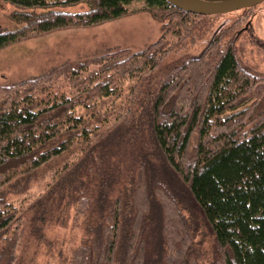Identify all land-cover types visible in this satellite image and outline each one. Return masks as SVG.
<instances>
[{
    "label": "trees",
    "instance_id": "obj_1",
    "mask_svg": "<svg viewBox=\"0 0 264 264\" xmlns=\"http://www.w3.org/2000/svg\"><path fill=\"white\" fill-rule=\"evenodd\" d=\"M3 1L20 9L11 13L19 26L0 28V48L124 16L136 2L162 33L138 51L106 52L0 89V264H26V233L36 237L64 205L81 232L64 264H199L185 239L198 226L211 237L208 264H264V89L254 93L257 79L223 39L242 17L157 81L146 120L136 117L149 74L212 15L167 0ZM79 2L88 9H53ZM17 177L24 196L13 201L2 189Z\"/></svg>",
    "mask_w": 264,
    "mask_h": 264
},
{
    "label": "rangeland",
    "instance_id": "obj_2",
    "mask_svg": "<svg viewBox=\"0 0 264 264\" xmlns=\"http://www.w3.org/2000/svg\"><path fill=\"white\" fill-rule=\"evenodd\" d=\"M141 7L140 2L132 3L129 5L132 11L124 16L93 25L56 28L1 47L0 89L42 77L55 68L106 52L128 49L130 53L147 47L161 35L162 27L161 21L154 18L148 10H140ZM53 9L74 13L87 10L88 5L86 2H79ZM18 10L20 9L15 5L0 0V28L16 29L19 25L11 18V13ZM42 11L45 10L34 9L37 13ZM237 17H242L237 25L238 29L233 34H225L223 39H232L235 57L240 66L257 79L254 93L259 94L264 89V1L249 7L245 12L242 8L223 14H212L207 18L205 27L193 30L191 36L182 41L176 50L169 51L161 58L145 82V96L138 107L136 118L140 116L147 120L149 99L153 97L157 81L169 74L172 68L184 64L191 57L200 56L211 37ZM75 170L76 168L63 180L66 187ZM24 183L23 177L5 182L3 194L11 195L13 201L21 199L24 196ZM36 191V188H32L28 193L34 197L37 196ZM48 203L49 200L42 202L43 210L48 208ZM172 205L174 204H169L170 207ZM174 211L169 217L178 228L176 210ZM73 212V208L64 205L62 211L55 214L52 220L37 227L36 237L26 233L21 247V256L26 264H64V253L77 242L81 234L79 228L72 223ZM179 213L188 219L186 211ZM165 223L169 224L167 216ZM169 231L171 235H175L173 226ZM185 239L190 246L187 249L196 254L194 262L208 264L212 245L208 230L199 226L192 228Z\"/></svg>",
    "mask_w": 264,
    "mask_h": 264
},
{
    "label": "water",
    "instance_id": "obj_3",
    "mask_svg": "<svg viewBox=\"0 0 264 264\" xmlns=\"http://www.w3.org/2000/svg\"><path fill=\"white\" fill-rule=\"evenodd\" d=\"M170 4L202 15L223 14L238 9L249 8L264 0H167Z\"/></svg>",
    "mask_w": 264,
    "mask_h": 264
}]
</instances>
